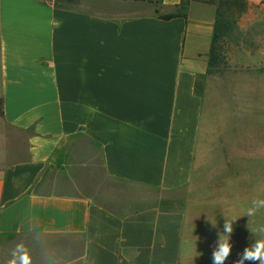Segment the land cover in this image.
I'll return each mask as SVG.
<instances>
[{"label": "crops", "instance_id": "crops-1", "mask_svg": "<svg viewBox=\"0 0 264 264\" xmlns=\"http://www.w3.org/2000/svg\"><path fill=\"white\" fill-rule=\"evenodd\" d=\"M218 1L0 0V238H80L76 264L190 260L191 207L173 196L209 158Z\"/></svg>", "mask_w": 264, "mask_h": 264}, {"label": "rangeland", "instance_id": "rangeland-1", "mask_svg": "<svg viewBox=\"0 0 264 264\" xmlns=\"http://www.w3.org/2000/svg\"><path fill=\"white\" fill-rule=\"evenodd\" d=\"M226 5L219 9L228 21L219 46L222 61L207 73L215 89L208 95L203 92L207 114L201 133L209 130L211 135L209 158L196 181L173 196V209H181L185 200L191 207L194 254L186 264H213L212 251L225 217L238 218L225 264H235L244 248L259 238L256 230L264 227V208L254 216L247 215L253 200L264 199V8L245 1L242 9L227 10ZM95 180L89 179V185L80 186V191L91 195ZM105 182L119 189L126 187L114 180ZM105 195L114 197L108 189ZM101 202L111 204L109 199ZM20 242L30 251L32 264H76L84 251L80 238L38 232L11 235L0 238V264H7Z\"/></svg>", "mask_w": 264, "mask_h": 264}, {"label": "clouds", "instance_id": "clouds-1", "mask_svg": "<svg viewBox=\"0 0 264 264\" xmlns=\"http://www.w3.org/2000/svg\"><path fill=\"white\" fill-rule=\"evenodd\" d=\"M262 208H264V199L253 200L247 210V215L254 216ZM237 219L236 217H225L223 231L218 232L216 246L212 251L211 258L213 264H225V261L231 255L233 247L231 243L234 232L233 225ZM212 225L215 227L216 222L212 223ZM254 234L259 238L244 248L243 252L239 254V259L235 261V264H245V261L250 262V264H264V227L257 229ZM7 264H32L31 253L23 242L15 245L12 251V258L7 261Z\"/></svg>", "mask_w": 264, "mask_h": 264}, {"label": "trees", "instance_id": "trees-1", "mask_svg": "<svg viewBox=\"0 0 264 264\" xmlns=\"http://www.w3.org/2000/svg\"><path fill=\"white\" fill-rule=\"evenodd\" d=\"M156 2H159V0H156ZM226 5L227 6V10L231 7H239L240 9H242L243 5H244V0H219L217 3V14H216V18H215V22H214V26H213V35H212V39H211V46H210V50L208 53V69H207V73H210V70L212 67L218 65L221 63L222 58L219 52V46L221 44V40L222 38L226 35L227 32V28H228V21L225 17H222L221 13H220V7L222 5ZM176 10L174 13L172 14H166V15H160L161 18L163 19H168L171 18L172 16H183L184 15V10L186 8V3L182 2L181 4L177 5ZM155 12L157 13L158 11L155 10Z\"/></svg>", "mask_w": 264, "mask_h": 264}]
</instances>
